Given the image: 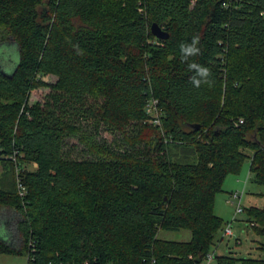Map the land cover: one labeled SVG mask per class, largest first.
<instances>
[{
  "label": "trees",
  "instance_id": "obj_1",
  "mask_svg": "<svg viewBox=\"0 0 264 264\" xmlns=\"http://www.w3.org/2000/svg\"><path fill=\"white\" fill-rule=\"evenodd\" d=\"M193 38L199 54L183 60ZM1 44L19 54L12 73L0 66V155H15L0 162V209L19 215L20 246L0 233V259L198 264L228 224L215 213L228 177L250 160L264 186V0H0ZM191 63L210 83L194 87ZM243 212L264 237V206ZM181 230L190 241L159 237Z\"/></svg>",
  "mask_w": 264,
  "mask_h": 264
},
{
  "label": "rangeland",
  "instance_id": "obj_2",
  "mask_svg": "<svg viewBox=\"0 0 264 264\" xmlns=\"http://www.w3.org/2000/svg\"><path fill=\"white\" fill-rule=\"evenodd\" d=\"M18 60L19 54L15 45L1 44L0 66L6 74L13 72ZM41 79L47 84H52L57 81V78L51 75L43 76ZM49 92L50 89L48 88L34 90L29 94L27 104L34 105L38 102H42ZM105 136L112 141L113 138L109 134H105ZM2 159L11 158L0 155V162ZM250 164V160H247L240 176H229L224 184L223 192L217 195L215 213L228 224L231 223L235 215V207L227 203L228 193H230V191L234 190V192L244 193L242 200L243 209L249 207L262 208L264 206V186L257 185L253 182L250 173ZM25 169L35 170L37 169V165H30L25 167ZM2 174L3 165L0 163V177ZM236 179H239V181ZM19 219V215L13 210L0 209V227L3 226L7 229L8 233H10V242L14 248H19L20 246L19 233L16 228V223ZM231 228L233 231L231 237L225 236V230L218 236V245L214 249L217 256H233L235 258L264 260V237L255 233L246 212L236 217V221L231 223ZM159 237L170 241L188 242L191 240L192 234L188 230L176 232L163 231L160 232ZM26 261V254L23 253L21 255L2 256L0 264H26Z\"/></svg>",
  "mask_w": 264,
  "mask_h": 264
},
{
  "label": "built area",
  "instance_id": "obj_3",
  "mask_svg": "<svg viewBox=\"0 0 264 264\" xmlns=\"http://www.w3.org/2000/svg\"><path fill=\"white\" fill-rule=\"evenodd\" d=\"M146 113L147 115H149L150 117V123L152 125L155 126H162V113L161 110L159 109V100L153 98L149 101L147 107H146ZM243 122V121H241ZM14 156H11L9 158H11L14 161ZM16 182H17V188H18V192L20 197H24L26 194L25 188L24 186L20 183V178H19V169L16 168ZM243 195L244 193H239V192H232L229 194L228 199H227V203L233 207H235V215L231 221V223L233 221H236V217L240 214L243 213L244 209H243V204H242V200H243ZM231 223L228 224L227 228H225V236L226 237H231L233 235V231L231 228ZM146 264H157V260L155 258H151L150 260H148L146 262ZM198 264H217L216 263V254L215 252H211L209 253L204 260L201 263Z\"/></svg>",
  "mask_w": 264,
  "mask_h": 264
},
{
  "label": "clouds",
  "instance_id": "obj_4",
  "mask_svg": "<svg viewBox=\"0 0 264 264\" xmlns=\"http://www.w3.org/2000/svg\"><path fill=\"white\" fill-rule=\"evenodd\" d=\"M198 38H193L190 44H182L180 46L181 56L183 60H187L189 57H194L199 54ZM189 69L194 71L195 75L190 78V82L194 87L199 88L201 83H210L209 77L211 72L208 68L198 65L196 63L189 64Z\"/></svg>",
  "mask_w": 264,
  "mask_h": 264
},
{
  "label": "water",
  "instance_id": "obj_5",
  "mask_svg": "<svg viewBox=\"0 0 264 264\" xmlns=\"http://www.w3.org/2000/svg\"><path fill=\"white\" fill-rule=\"evenodd\" d=\"M151 31H152V34L159 40H166L169 38L168 33L164 31L163 29H161V27L158 26L157 24L152 25ZM191 127L195 129H200L199 125H192Z\"/></svg>",
  "mask_w": 264,
  "mask_h": 264
},
{
  "label": "crops",
  "instance_id": "obj_6",
  "mask_svg": "<svg viewBox=\"0 0 264 264\" xmlns=\"http://www.w3.org/2000/svg\"><path fill=\"white\" fill-rule=\"evenodd\" d=\"M33 170H34V169H33ZM236 180L239 181V179H236ZM236 191H237V190H236ZM232 192H234V190L230 191V193H232ZM230 193H228V194H230ZM228 194H227V196H228ZM0 233H1V236L4 237V239L9 240V238H10V233H8V231H7L6 228H4L3 226L0 227ZM10 243H11V242H10Z\"/></svg>",
  "mask_w": 264,
  "mask_h": 264
}]
</instances>
